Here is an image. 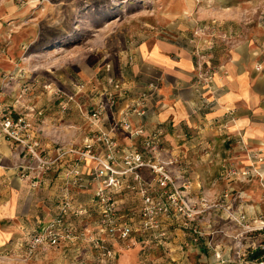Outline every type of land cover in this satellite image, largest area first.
<instances>
[{
	"label": "rangeland",
	"instance_id": "1",
	"mask_svg": "<svg viewBox=\"0 0 264 264\" xmlns=\"http://www.w3.org/2000/svg\"><path fill=\"white\" fill-rule=\"evenodd\" d=\"M244 33L264 35V0H0V107L29 122L28 132L45 155L53 156L56 148L77 150L85 137L113 126V113L106 127L90 119L108 77L124 82L127 101L147 92V113L151 90L156 85L160 88L161 82L156 77L147 78V84L138 87L134 66L140 43L149 46L160 39L179 46L193 37L187 40L195 44L191 53L200 54L201 71H205L210 60L204 58L206 54L221 55L228 45L231 47L234 37ZM199 44L208 49L202 52ZM209 62L214 70L211 86L203 84L202 92L206 99L215 101V66ZM195 80L196 74L192 78L194 100ZM80 84L83 87L78 91ZM17 85L16 91L11 90ZM160 94L152 98L153 109L161 103ZM61 101L66 104L64 110ZM214 104L209 110L193 113L205 118ZM180 126L158 123L147 130L159 131L154 156L159 162H170L164 168L171 183L159 186L150 170L143 168L139 173L144 186L116 192L106 189L116 216L131 227L125 237L115 230L100 231L102 209L94 199L99 178L93 168L103 166L68 152L51 167H38L36 161L24 156L19 141L0 136L23 160L15 177L7 174L5 183L0 176V264H220L216 254L228 258L230 264H239L233 260L244 258L243 236L249 232L243 225L253 230L264 228L259 226L264 215V173L257 170L264 164V149H250L241 135L233 138L229 134V139L209 140L201 150L197 144L200 129ZM111 134L120 147L142 150L139 140L127 133ZM229 142L243 144L242 158L248 164L237 165L232 160L227 168H248L244 182L243 176L224 178L225 170L220 174L223 168L210 161L239 157ZM97 155L105 158L99 150ZM26 164L33 168L24 175L20 165ZM71 167L82 171V181L75 182ZM124 180L131 183L130 176ZM226 191L231 199L224 197ZM143 194L151 197L148 205ZM248 204L257 207L254 216ZM62 206L68 209L61 220L70 238L43 244L28 254V240L61 217ZM145 207L149 208L148 216L143 215ZM225 207L243 216V225L232 219Z\"/></svg>",
	"mask_w": 264,
	"mask_h": 264
},
{
	"label": "crops",
	"instance_id": "2",
	"mask_svg": "<svg viewBox=\"0 0 264 264\" xmlns=\"http://www.w3.org/2000/svg\"><path fill=\"white\" fill-rule=\"evenodd\" d=\"M192 39L189 38L179 42V46L160 39L149 46L144 42L137 46L134 69L138 75V87L142 86L143 88L148 82L147 78L152 77L160 79L161 87L159 88V85L157 87L155 84V89L151 90L154 91L151 93L153 95L150 100L152 104L150 103L147 113L138 117L130 116L131 125L134 128L142 126L146 130L155 128L158 123H171L177 127H181V124L189 127L196 126L200 129L198 133L200 134V140L197 144L198 149L201 150L208 145L209 140L217 141L224 138H234L237 134L241 135L250 145V149H264V35L256 36V34L250 33L247 35L244 33L234 37L231 40V47L228 45L221 55H213L211 52L206 54L207 56L204 58L210 59L215 66L214 81L217 89L214 107L212 111L205 115V118L194 114L191 107V102L194 100L192 78L197 73V63L202 60L200 54L191 53L190 49L195 44L188 43L187 40ZM198 47L202 49V52L208 49L205 44H199ZM256 66H260V68L257 69ZM222 68L225 73L220 70ZM110 78H105V83ZM139 78L146 80L140 81ZM17 88H19L18 85L16 88L11 86V90L16 91ZM139 91L141 90L136 93ZM157 92L162 95L160 97L161 103L153 109L152 98ZM230 111L233 113V119L230 122L228 120L226 133H222V130L220 131L215 124L209 125V123L215 121L214 119H217L218 122L228 119L231 116L224 118L223 115ZM112 113L108 111V116ZM113 114L115 115V113ZM114 115L113 123L115 121ZM108 118H102L100 125H107ZM113 123H110V125ZM106 130H109V128L106 127ZM116 134L121 136L125 133L118 131ZM167 137L170 139L171 135L167 133ZM227 144L231 146L232 151L238 150L241 155L239 157L236 155L231 156V158L225 159L226 161L224 159H221V161L211 159L210 161H213L216 166L219 163L220 170L223 168L222 171H219L220 174L224 170L226 171L228 161L233 160L232 162L237 165L248 164V160L242 158L245 155L241 146L231 142ZM22 161L18 151L12 148L9 141L0 138V176H4L2 180L5 183L7 174V176L15 177L16 168ZM202 166L204 164L200 163V167ZM257 170L264 173V164L260 163ZM244 178H241L243 182ZM247 207L251 216H254L257 207L252 204H248Z\"/></svg>",
	"mask_w": 264,
	"mask_h": 264
},
{
	"label": "built area",
	"instance_id": "3",
	"mask_svg": "<svg viewBox=\"0 0 264 264\" xmlns=\"http://www.w3.org/2000/svg\"><path fill=\"white\" fill-rule=\"evenodd\" d=\"M210 60H207V69L205 71L202 70L201 64L197 63V73L195 80V92L197 93L196 100L191 102L192 111L196 113L199 110H209L212 108L214 100L206 99L203 95L202 89L203 84H206V87L211 86V79L214 70L211 71ZM209 62V63H208ZM205 63V64H206ZM259 67V66H258ZM83 87L82 84L78 86V91ZM50 88V87H49ZM128 89L125 87L124 82L120 80H113L110 78L107 83L103 86L101 91L95 100V106L91 110L90 119L94 120L95 124H98L102 118L108 117V111L116 114V120L113 123V126L109 127V130L97 129L94 134L89 137H85V140L82 144V147L77 150H63V148H56L55 154L53 156H47L44 152L39 150V143L37 140L33 141V136H30L28 132V128L30 126L29 122L26 119L19 117L16 118L14 113H11L10 109L0 107V136L9 137L16 141H19L25 150V155L30 158V160L36 161L38 167H43L45 169L54 165L58 159L62 158L66 153L72 152L77 155L79 160L91 159L97 162V164L101 165V169L94 170V176L99 178V183L95 192V202L98 208L100 207L102 210L101 213V221H100V231L110 230L112 232L119 231V236L125 237L131 231V227L126 220L121 221L122 218H118L116 215V211L113 203L110 201V196L107 194L106 189L111 192L121 191L122 189H126L129 187L135 186H144L142 182V177L139 173L143 168H147L150 170L152 177L157 181L159 186H167L168 183H171V177L168 172L165 170L164 166L168 165L170 162H159L156 160L154 153L157 151V140H158V130L147 131L142 126L133 127L129 120L130 116H143L145 115V104L147 103V92H141L135 99L127 101L126 94ZM54 95H58L60 98L61 95L57 92V90L53 91ZM119 103H122L119 106ZM61 107L64 110L66 108V104L61 101ZM114 111V109H116ZM231 112H226L223 117L226 118L230 116ZM211 122L209 125H217V128L222 133H226L225 130L228 128V120L229 122L232 120V117L224 121L218 122L217 119ZM24 130L26 134L21 135L20 132ZM127 133L131 139H138L141 145L142 150L147 151V154H144L141 151L137 150L134 147L123 146L120 147L117 140L112 136L111 132L114 134L116 132ZM241 144L243 142H240ZM243 147V144L241 145ZM103 153L105 156L104 159H101L100 156L97 155V151ZM23 155V152L21 153ZM258 160H261L259 157ZM78 164V163H77ZM22 169H24V175L27 173L28 169L33 167L29 165H20ZM70 173H74L73 177L75 178V182L77 183L83 180L82 171L80 172L79 168H70ZM248 168H234L229 167L225 171L224 178H240L246 177L249 175ZM90 174V172H89ZM91 178L92 176L89 175ZM100 179V177H103ZM126 176H130L131 183H128V180H124ZM141 180V183H140ZM68 183V181L66 182ZM65 183V184H66ZM72 184V183H71ZM66 192H69V189H65ZM144 193V190H143ZM231 193L225 192L224 197H230ZM65 197V196H64ZM236 198H241V196L236 195ZM146 204L151 201V197L149 195H144ZM229 216L237 221L239 224L243 225V216L239 217L236 214L232 213L229 208L225 207ZM145 211L143 215L148 216L150 214L149 208L145 207ZM68 210V209H67ZM67 210L62 206L61 217H57L54 220L50 221L46 226L42 227L41 232H36L31 236L28 240L27 244V253L32 254L36 248L43 244L53 245L57 243L61 238L67 237L70 238V234L67 227H63V222L61 219L64 218ZM261 225L260 228L264 227V215L261 214ZM119 225V226H118ZM153 225V224H152ZM155 225V224H154ZM246 231L253 230V227L248 225H243ZM66 231V232H65ZM63 232V234H62ZM259 249L262 251L258 257L250 258V259H234L233 262L239 264H264V243H260L258 245ZM216 259L220 264H230V260L225 257H221L219 254H216Z\"/></svg>",
	"mask_w": 264,
	"mask_h": 264
},
{
	"label": "trees",
	"instance_id": "4",
	"mask_svg": "<svg viewBox=\"0 0 264 264\" xmlns=\"http://www.w3.org/2000/svg\"><path fill=\"white\" fill-rule=\"evenodd\" d=\"M255 236H260L261 238L256 239ZM243 237V239H246V242L244 244V251L242 252V256L244 257V259L258 257L262 252L259 249L258 245L260 243H264V228L249 231Z\"/></svg>",
	"mask_w": 264,
	"mask_h": 264
}]
</instances>
